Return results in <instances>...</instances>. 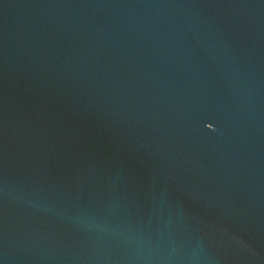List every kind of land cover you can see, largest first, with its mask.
Returning a JSON list of instances; mask_svg holds the SVG:
<instances>
[{"label": "water", "instance_id": "95a60500", "mask_svg": "<svg viewBox=\"0 0 264 264\" xmlns=\"http://www.w3.org/2000/svg\"><path fill=\"white\" fill-rule=\"evenodd\" d=\"M0 264H264V0H0Z\"/></svg>", "mask_w": 264, "mask_h": 264}]
</instances>
